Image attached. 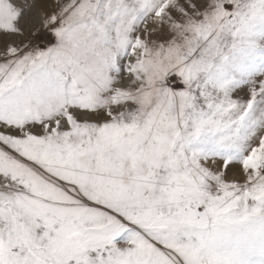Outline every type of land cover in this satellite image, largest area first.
Here are the masks:
<instances>
[{"label":"snow or ice","instance_id":"1","mask_svg":"<svg viewBox=\"0 0 264 264\" xmlns=\"http://www.w3.org/2000/svg\"><path fill=\"white\" fill-rule=\"evenodd\" d=\"M0 264H264V0H0Z\"/></svg>","mask_w":264,"mask_h":264}]
</instances>
